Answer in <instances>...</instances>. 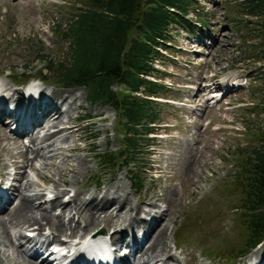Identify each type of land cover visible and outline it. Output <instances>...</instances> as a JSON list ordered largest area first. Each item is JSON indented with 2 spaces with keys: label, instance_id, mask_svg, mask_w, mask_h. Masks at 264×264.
<instances>
[{
  "label": "rangeland",
  "instance_id": "rangeland-1",
  "mask_svg": "<svg viewBox=\"0 0 264 264\" xmlns=\"http://www.w3.org/2000/svg\"><path fill=\"white\" fill-rule=\"evenodd\" d=\"M80 1L82 0H0V84H9L14 91L22 93L23 89L17 87L14 80L22 79V75L31 76L30 79L40 76L39 69L44 68L46 61L37 59L38 57L46 56L55 60L54 63L66 57L67 43L60 34L53 32L54 24L67 16L72 9L70 5L76 2L80 4ZM241 1L243 0H200L199 12L191 11L187 18L195 20L197 13L201 14L206 25L193 24L189 30L173 27L168 49L162 52V59L152 64L167 75L159 82L169 88L171 97L170 100L161 102V122L154 132L165 135H157V141L151 142L150 155L143 157L146 170H143L141 177L146 180L141 191H134L130 184V172L136 169L135 165L113 170L102 166L97 158L98 154L115 151V145L118 144L117 118L113 109L89 102L83 88L65 89L76 92L81 98L83 107L77 110V115L93 116L100 112V118L105 119L102 123L97 118L87 117L77 123L85 130L80 135L79 144L77 143L82 150L79 153L85 154L82 148H91L92 151L90 157H86L88 169L83 166L79 170L74 166L75 163L72 164L75 170H79L76 171V187L85 186L90 192H98L104 188L109 189L113 181L119 180L127 188V196L133 202L148 198L152 202L156 201L160 211L169 209L173 213L164 243L157 249L156 264H162L168 253L174 258H167L169 264H233L230 261L231 252L238 250L244 243V230L239 225L238 212L230 210L238 200L231 187L233 189L234 173L240 159L237 152L250 147L252 143L245 133L244 114L251 125L256 123L259 126L263 124L264 115H249L241 110L262 102V81L257 80L260 71H251L260 65L250 56L254 43L259 39L254 38L252 28L255 18L246 14ZM237 21L240 22L237 24ZM45 74V84L39 81L35 84L44 92L53 88L57 90L58 86L52 79L53 70L46 71ZM226 80L229 82L228 86ZM209 86L210 90H203ZM198 89L206 93H200ZM214 92L221 98L217 104L212 105L214 99L211 94ZM173 103L178 104L177 107ZM62 106L64 105H60ZM208 122H211L210 126H205ZM216 128L219 129L215 130ZM197 129L198 133L201 131L200 135L194 134ZM4 134L8 140L0 142V171H4L5 167L7 174H13L12 159L27 147L24 144L23 148L16 147L13 144L14 136L9 133L8 128ZM27 141L28 139L25 142ZM30 151L32 150L29 148ZM187 153H191L192 157H187ZM61 159L62 157L59 158ZM137 163L140 167L139 161ZM39 165L40 162L35 163L39 174L28 169L27 178L22 179V184L26 180H32L37 185L35 190L25 193H42L43 197L34 200V205L42 203L44 207H48L43 203L47 199V192L55 190L58 176L55 175L54 167L43 170ZM70 166L71 163L66 167ZM72 176L73 173H66L67 185H60L57 189L66 188L68 193L72 191ZM140 205L143 210L148 207ZM59 212V209L52 210L54 215ZM141 213L136 215L137 221L142 217ZM128 219L129 217L123 222L126 223ZM82 220V217L75 215L74 223H82ZM29 228L32 231L35 227ZM116 229L119 230L120 227ZM8 230L12 236L18 237V228L11 226ZM20 232L23 234L24 230ZM43 233L42 235H46L48 231L44 230ZM59 236L61 241H65L63 234ZM177 236L180 238L179 245L176 242ZM207 250L217 251L210 256ZM256 251L263 256L264 249ZM2 252L4 254L0 255V264L19 263L8 249L2 248Z\"/></svg>",
  "mask_w": 264,
  "mask_h": 264
},
{
  "label": "trees",
  "instance_id": "trees-1",
  "mask_svg": "<svg viewBox=\"0 0 264 264\" xmlns=\"http://www.w3.org/2000/svg\"><path fill=\"white\" fill-rule=\"evenodd\" d=\"M80 2L70 5L67 16L54 24L53 32L67 43L66 57L56 63L46 56L38 57L46 61L38 77L45 82V72L53 70L52 79L58 87L83 88L89 102L114 110L116 130L123 135L124 146L115 154H98L97 158L102 166L113 170L124 164L135 165L129 179L133 189L140 191L145 183L141 177L146 170L143 157L150 155L152 144L149 135L161 122V106L155 100L169 97L168 89L159 83L164 75L152 64L162 59V52L168 49L173 27L192 29L193 22L206 25L201 14L197 13L195 21L186 18L189 11L199 12L200 0ZM241 2L246 14L255 18L252 28L254 38L259 39L250 56L260 64L257 80L262 81V102L245 112L264 115V0ZM21 78L17 82L28 76ZM243 122L252 143L237 152L240 159L231 187L238 200L230 210L238 212L239 225L244 230L243 245L231 252L233 261L264 240V121L261 126L251 125L244 114ZM215 251L207 253L213 256Z\"/></svg>",
  "mask_w": 264,
  "mask_h": 264
},
{
  "label": "bare ground",
  "instance_id": "bare-ground-1",
  "mask_svg": "<svg viewBox=\"0 0 264 264\" xmlns=\"http://www.w3.org/2000/svg\"><path fill=\"white\" fill-rule=\"evenodd\" d=\"M56 89L53 88V90L49 91L50 93L46 92L48 95L44 93L45 90H42L40 95L32 100L25 99L19 91H14L9 84H0V133L2 134L0 142L8 140V137L4 134L8 127L7 123L17 126V130L15 129L13 133L15 135L13 144L16 147L23 148L26 146L23 141L28 138V146H26L28 149L21 150L11 161L13 177L10 183H7L9 179L6 178L8 174L5 172V167H2L4 171L0 172L2 182L7 183L6 191L0 190V255L4 254L2 248H6L12 252V256L20 264H37L38 258H41L38 257V254L45 244H50L53 241L58 247L64 245L59 239L60 234H63L67 241H75L76 246L96 231L99 233L96 238H106L108 236V243L116 246V250L118 249V243L126 247L132 245V249L125 256L127 258L125 261H130L132 264H156L158 260L157 249L164 243L173 213L169 209L160 211L156 201L152 202L148 198H144L141 202L139 200L133 202L127 196V188L119 180L113 181L109 189L104 188L103 190H98V192L96 190L90 192L85 189V186L83 188L76 187L75 178L80 170L79 167L82 168L84 166L88 169L89 166L86 163L88 159L86 157H90V151H92L91 148L86 150L82 148L85 151V156L83 153H79L82 150L78 148L77 143L81 139L80 135L85 130L84 127H79L77 123L87 117L97 118L102 123L105 122V119L100 118V112L93 114V116L77 115V110L83 107L82 101L80 102V96L74 91L71 92L57 87ZM210 89L211 86L203 88V90L207 91ZM199 91L200 93L205 92L201 91V89H198ZM212 96L216 97L218 94L213 93ZM9 101L15 105L13 111L8 110ZM62 104L64 106L60 107ZM198 130L194 134L200 135L201 131L198 133ZM23 144L24 146H22ZM29 148L32 151L29 152ZM191 153H187V157ZM60 157H62L61 160H59ZM36 162H40L39 166L43 167V170L54 167L55 175L58 176V182L54 185L55 190L47 192L46 195H53L48 201V207H44L42 203L37 206L34 205V200H40L43 197L42 193L33 192L32 195L25 193L35 190L34 188L37 185L35 186L32 180H26L22 184V179L25 180L27 178L26 171L28 169L34 172L37 171ZM70 163L71 166L66 167ZM73 163L79 170H75L72 166ZM36 173L39 174V171ZM66 173H73L72 184L74 187L69 193L66 188L57 189L60 185L62 187L67 185ZM98 193L100 198H98ZM15 197L19 198V200H17L13 209L10 210L16 201ZM168 200L171 201V199ZM140 204H145L148 207L143 210ZM54 209L60 210L58 215L52 214ZM139 212L150 217L149 222H146L143 218H138L139 221H137L135 217ZM75 215L82 217V223L77 221V223H74ZM5 216L7 217L6 220L4 219ZM66 217L67 220L65 221ZM127 217L130 220L128 219L124 223L123 220ZM26 225L27 227L25 228L24 226ZM11 226L18 228V237L11 235L8 230ZM29 227H35L32 231L36 232L37 236L42 235L44 230H47L49 235L42 243L35 238L26 239L24 234L32 232L28 230L30 229ZM117 227H120V229H116ZM143 228L146 230L143 235L148 237L144 244L138 242L136 235ZM19 229L21 231L24 230L23 234ZM128 237L130 238L129 241H127ZM21 238L25 239V244L33 245L32 247L39 245L34 255H28L26 252L29 258L26 257L23 250L25 244L18 243ZM46 241L47 243H45ZM173 244L175 245V243ZM98 252L103 253L104 250H98ZM160 253L162 252L160 251ZM254 256L255 258L258 257L257 254ZM167 258L174 259L170 253L167 254ZM167 258L162 261V264H169ZM41 262L50 261L46 258L42 259Z\"/></svg>",
  "mask_w": 264,
  "mask_h": 264
}]
</instances>
